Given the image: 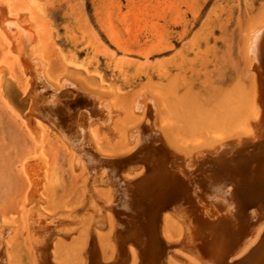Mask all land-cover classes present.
<instances>
[{
  "label": "rangeland",
  "instance_id": "obj_1",
  "mask_svg": "<svg viewBox=\"0 0 264 264\" xmlns=\"http://www.w3.org/2000/svg\"><path fill=\"white\" fill-rule=\"evenodd\" d=\"M263 257L264 0H0V264Z\"/></svg>",
  "mask_w": 264,
  "mask_h": 264
},
{
  "label": "water",
  "instance_id": "obj_2",
  "mask_svg": "<svg viewBox=\"0 0 264 264\" xmlns=\"http://www.w3.org/2000/svg\"><path fill=\"white\" fill-rule=\"evenodd\" d=\"M255 144V143H254ZM239 158V157H238ZM252 161H254V160H252ZM246 169V168H245ZM228 237V238H227ZM226 238H227V243L228 242H233V243H235L236 244V242H235V237H234V235H232L231 236V234H229V236H227ZM235 250H236V248H235ZM216 252V256H217V250L215 251ZM221 252V251H220ZM223 253H221V257H220V260L222 261L223 260V258H224V256L227 254V252L225 251V250H223L222 251ZM216 258V257H215ZM253 264H264V257L263 258H261L260 260H256L255 261V263H253Z\"/></svg>",
  "mask_w": 264,
  "mask_h": 264
}]
</instances>
